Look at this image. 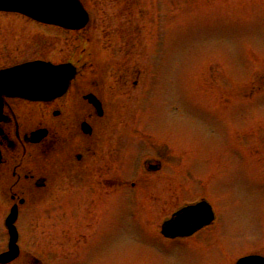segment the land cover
I'll return each instance as SVG.
<instances>
[{
  "label": "rangeland",
  "instance_id": "rangeland-1",
  "mask_svg": "<svg viewBox=\"0 0 264 264\" xmlns=\"http://www.w3.org/2000/svg\"><path fill=\"white\" fill-rule=\"evenodd\" d=\"M80 1L91 18L85 30L14 18L11 32L9 25L0 31L13 53L2 55L60 62L90 55L96 76L108 82L106 99L116 102L107 114V134L116 139L108 138L110 159L101 160L116 163L125 192L113 196L100 221L93 210L91 233L73 230L86 214V197L61 212L54 200L23 207L15 264L264 257V0ZM116 71L135 74L128 87L113 88ZM148 160L159 161L161 171L148 172ZM202 199L217 217L213 227L164 246L152 227L160 232L174 212ZM9 210L0 203V253Z\"/></svg>",
  "mask_w": 264,
  "mask_h": 264
},
{
  "label": "flooded vegetation",
  "instance_id": "flooded-vegetation-1",
  "mask_svg": "<svg viewBox=\"0 0 264 264\" xmlns=\"http://www.w3.org/2000/svg\"><path fill=\"white\" fill-rule=\"evenodd\" d=\"M14 18L26 20L0 11V31L9 25L11 32ZM4 44L0 41V73L28 62L47 61L71 64L76 69V76L64 95L49 102L1 98L0 203L10 208L17 205L21 212L29 204L40 206L54 200L61 212L63 206L78 209L86 197L89 201L86 214L81 215L84 218L73 230L80 233L85 228L91 233L93 210L97 208L95 219L100 221L106 205L114 195L125 192L126 184L119 171L113 169L116 163L112 168L101 160L103 156L110 159L108 138L110 142L116 139L107 134L108 109L115 108L116 103L114 97L106 99L108 82L106 78L96 76L99 74L93 71L90 55L72 54L71 58L61 62L45 57L15 60L2 55L8 51L13 53L9 45ZM20 52L18 48L16 55ZM115 73L118 80L113 82V88L118 90L128 87L131 78L135 77L125 71ZM137 86V82L133 83L135 89ZM51 190L54 192L50 193ZM27 264L41 263L32 260Z\"/></svg>",
  "mask_w": 264,
  "mask_h": 264
},
{
  "label": "water",
  "instance_id": "water-1",
  "mask_svg": "<svg viewBox=\"0 0 264 264\" xmlns=\"http://www.w3.org/2000/svg\"><path fill=\"white\" fill-rule=\"evenodd\" d=\"M0 10L20 13L37 22L69 30L84 29L90 21L78 0H0ZM74 76L75 71L69 65L54 66L50 63L34 62L16 67L0 75V100L6 96L32 102H47L62 96ZM17 219L18 207L15 206L6 221L10 232L9 251L0 255V264H8L20 255L15 227ZM212 220L210 207L202 203L176 213L163 225L162 233L172 239L188 237L210 225ZM238 264H264V260L253 257Z\"/></svg>",
  "mask_w": 264,
  "mask_h": 264
}]
</instances>
